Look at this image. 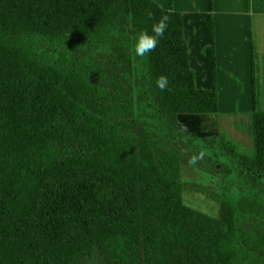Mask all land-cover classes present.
Instances as JSON below:
<instances>
[{
  "label": "trees",
  "instance_id": "16d2710c",
  "mask_svg": "<svg viewBox=\"0 0 264 264\" xmlns=\"http://www.w3.org/2000/svg\"><path fill=\"white\" fill-rule=\"evenodd\" d=\"M211 37L199 90L182 14L153 0H0V264H264V113L253 156L203 138L233 166L179 139L219 113L213 16ZM186 165L223 179L216 217L185 204Z\"/></svg>",
  "mask_w": 264,
  "mask_h": 264
},
{
  "label": "crops",
  "instance_id": "0c3cea01",
  "mask_svg": "<svg viewBox=\"0 0 264 264\" xmlns=\"http://www.w3.org/2000/svg\"><path fill=\"white\" fill-rule=\"evenodd\" d=\"M210 10L209 0H203L201 9L188 11L193 21L190 29L194 46L197 47L195 42H201L205 49L209 47L210 50L211 67L208 69L209 75L202 79L203 90L213 87ZM212 16L219 113L216 115L217 128L214 124L211 131L219 137L220 132L225 133L227 140L232 141L234 146L242 152L248 151L252 156L254 149L250 137L253 140L254 110L264 113V0H251L250 10L247 0H213ZM191 57L190 51L192 69ZM252 67L255 72H252ZM195 84L197 87L196 75ZM246 96L252 99L249 98L248 102Z\"/></svg>",
  "mask_w": 264,
  "mask_h": 264
},
{
  "label": "rangeland",
  "instance_id": "374dc122",
  "mask_svg": "<svg viewBox=\"0 0 264 264\" xmlns=\"http://www.w3.org/2000/svg\"><path fill=\"white\" fill-rule=\"evenodd\" d=\"M164 10H173L181 13L185 22L186 40H188L191 47V63L192 70L197 78V88L203 90L202 79L209 75L210 64V50L209 47H204L203 43H196L191 40V23L193 22L190 18L189 12L191 9H201L203 6V0H153ZM213 1V0H212ZM211 0H209V8L211 9ZM211 13V10H210ZM212 20V13L210 18V26ZM192 21V22H191ZM190 35V36H189ZM193 39V38H192ZM212 50V43H211ZM212 54V53H211ZM254 66V62L252 60ZM213 68V67H212ZM253 69V67H252ZM213 70V69H212ZM255 72V69L252 70ZM253 75V73H252ZM254 80V78H253ZM253 80L251 83L253 84ZM199 89V90H200ZM213 89V87H212ZM211 89V90H212ZM209 91V90H207ZM249 98L246 99L249 102ZM245 99V96H243ZM246 101V102H247ZM180 122V142L184 145H189L195 149L202 151L207 156L216 158L221 164L233 166L230 155L224 151L220 145L217 148H213L211 145L205 144L203 138H209L220 143L222 137L225 138L226 142L230 143L235 147L241 154H247L248 151L242 152L239 147L234 146L233 142L227 140L226 134H221V137L214 136L212 133L211 126L215 124L217 128L216 115H183L179 117ZM243 130V126H242ZM254 136V132H253ZM251 147L254 149V137L253 140L250 137ZM247 146V141L245 143ZM252 149V150H253ZM251 150V153L253 154ZM253 156V155H252ZM183 183L185 185V204L189 207L207 214L211 217H216L218 214V206L213 198L222 195V188L224 186L223 179L206 168H192L189 165L184 166L183 169Z\"/></svg>",
  "mask_w": 264,
  "mask_h": 264
},
{
  "label": "clouds",
  "instance_id": "9594fccd",
  "mask_svg": "<svg viewBox=\"0 0 264 264\" xmlns=\"http://www.w3.org/2000/svg\"><path fill=\"white\" fill-rule=\"evenodd\" d=\"M149 18H152V14L149 13ZM171 23V16L169 14H162L159 19L152 24L151 31H140L133 45V51L136 57L144 58L151 52L155 51L160 40L164 37L165 32L169 29ZM156 87L161 91L169 89V78L166 75H160L155 80Z\"/></svg>",
  "mask_w": 264,
  "mask_h": 264
}]
</instances>
